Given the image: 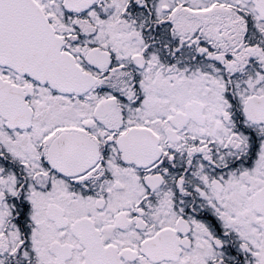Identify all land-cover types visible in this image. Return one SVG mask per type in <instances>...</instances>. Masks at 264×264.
<instances>
[{
    "label": "snow or ice",
    "instance_id": "1",
    "mask_svg": "<svg viewBox=\"0 0 264 264\" xmlns=\"http://www.w3.org/2000/svg\"><path fill=\"white\" fill-rule=\"evenodd\" d=\"M0 264H264V0H0Z\"/></svg>",
    "mask_w": 264,
    "mask_h": 264
}]
</instances>
